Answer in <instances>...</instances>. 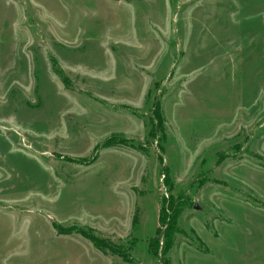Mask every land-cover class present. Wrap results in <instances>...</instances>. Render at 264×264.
Returning <instances> with one entry per match:
<instances>
[{
  "label": "rangeland",
  "instance_id": "1",
  "mask_svg": "<svg viewBox=\"0 0 264 264\" xmlns=\"http://www.w3.org/2000/svg\"><path fill=\"white\" fill-rule=\"evenodd\" d=\"M0 264H264V0H0Z\"/></svg>",
  "mask_w": 264,
  "mask_h": 264
},
{
  "label": "trees",
  "instance_id": "2",
  "mask_svg": "<svg viewBox=\"0 0 264 264\" xmlns=\"http://www.w3.org/2000/svg\"><path fill=\"white\" fill-rule=\"evenodd\" d=\"M83 236H85V238H87L96 248L104 251V248L106 245H104L103 243L101 244L96 237H94L92 235H83ZM165 243L167 246L170 244V240H169V238H167V236H166ZM154 246H156V245H153V243H151V244L149 243V248H150L152 253H154L153 250H155Z\"/></svg>",
  "mask_w": 264,
  "mask_h": 264
},
{
  "label": "water",
  "instance_id": "3",
  "mask_svg": "<svg viewBox=\"0 0 264 264\" xmlns=\"http://www.w3.org/2000/svg\"><path fill=\"white\" fill-rule=\"evenodd\" d=\"M112 1H117V0H112ZM196 208V207H195Z\"/></svg>",
  "mask_w": 264,
  "mask_h": 264
}]
</instances>
